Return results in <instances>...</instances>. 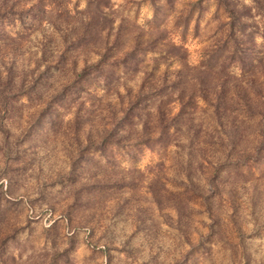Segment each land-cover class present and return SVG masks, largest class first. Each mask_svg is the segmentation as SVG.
<instances>
[{
	"label": "rangeland",
	"instance_id": "374dc122",
	"mask_svg": "<svg viewBox=\"0 0 264 264\" xmlns=\"http://www.w3.org/2000/svg\"><path fill=\"white\" fill-rule=\"evenodd\" d=\"M0 264H264V0H0Z\"/></svg>",
	"mask_w": 264,
	"mask_h": 264
}]
</instances>
